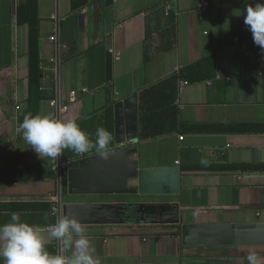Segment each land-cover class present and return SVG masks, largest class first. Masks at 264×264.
Here are the masks:
<instances>
[{"label": "crops", "instance_id": "1", "mask_svg": "<svg viewBox=\"0 0 264 264\" xmlns=\"http://www.w3.org/2000/svg\"><path fill=\"white\" fill-rule=\"evenodd\" d=\"M29 2L0 0V226L12 212L36 227L54 223L52 207L68 196V170L58 163L97 155L64 150L57 160L41 159L16 132L26 115L74 119L93 140L103 127L113 151L114 104L138 96L141 134V95L159 86L149 95L158 134L141 136L131 160L141 169L177 168L179 190L117 201L176 202L190 224L264 222V50L244 24L247 5L264 0H113L100 13L92 4L74 11L72 0H38L26 11ZM34 33L41 87L33 84ZM228 46L235 75L222 77L217 54ZM249 72L256 74L254 102L245 101L242 76ZM74 91L77 101L67 111L47 101L67 104ZM85 228L101 264H248L251 251L264 260V247H242L243 257L233 261L184 253L176 227ZM47 250L56 254L58 243Z\"/></svg>", "mask_w": 264, "mask_h": 264}, {"label": "water", "instance_id": "2", "mask_svg": "<svg viewBox=\"0 0 264 264\" xmlns=\"http://www.w3.org/2000/svg\"><path fill=\"white\" fill-rule=\"evenodd\" d=\"M217 60L220 76L235 75L232 46L223 48ZM242 79L245 101L254 102L256 74H243ZM114 110L118 148L111 151L107 160L97 154L68 164V196L60 201L59 217L70 214L84 226H181L180 238L186 248L264 247V222L190 224L182 221L183 212L176 202L117 201L131 195L173 196L179 190V173L177 168L141 169L131 160L141 137L138 96L116 102Z\"/></svg>", "mask_w": 264, "mask_h": 264}, {"label": "clouds", "instance_id": "3", "mask_svg": "<svg viewBox=\"0 0 264 264\" xmlns=\"http://www.w3.org/2000/svg\"><path fill=\"white\" fill-rule=\"evenodd\" d=\"M235 10L234 15H241ZM244 24L252 33L253 42L264 50V4H248ZM228 28V23L225 24ZM16 132L41 159L57 160L64 150L82 155L95 150L100 158H110L112 135L97 128L95 140L83 131L76 120L57 118L54 113H29ZM10 221L0 226V260L3 264H101V258L85 226L70 214L61 215L47 227H36L22 221V214L12 212ZM53 242L59 251L53 254L47 246ZM248 264H264L255 251L247 255Z\"/></svg>", "mask_w": 264, "mask_h": 264}, {"label": "trees", "instance_id": "4", "mask_svg": "<svg viewBox=\"0 0 264 264\" xmlns=\"http://www.w3.org/2000/svg\"><path fill=\"white\" fill-rule=\"evenodd\" d=\"M37 1L38 0H30V2L24 7V9L26 11L32 10V7L34 6V4H36ZM112 2L113 0H72L74 11H78L82 9L87 4H90V5L92 4L94 8L96 9V13H100L104 8L111 5ZM30 59L32 63L33 76H34L33 84L34 86L41 87L42 76H41V69H40L41 61L39 59V37H38V34L36 33H34L33 38H31ZM175 80H176L175 78L167 80L166 82L162 83V86L173 84ZM158 88L160 89V86L153 88L149 91H145L141 95V112H142L141 121L143 124L141 136L144 139L158 134V132L154 131L152 128V120L157 117L154 115L156 113L155 111L157 110V108L153 106L151 101L149 100V95L159 90ZM44 97H46V95ZM52 100H54V98L47 99L49 103H51ZM168 227H176V229H178V236H180L181 226H168ZM194 250L195 252L197 251V253H199L198 255L202 254V257H217L219 259H225L226 261H233V259L241 258L244 255V251L242 250V247L241 248H236V247L186 248L184 247L182 251L192 252ZM187 254L189 253H186V255Z\"/></svg>", "mask_w": 264, "mask_h": 264}, {"label": "built area", "instance_id": "5", "mask_svg": "<svg viewBox=\"0 0 264 264\" xmlns=\"http://www.w3.org/2000/svg\"><path fill=\"white\" fill-rule=\"evenodd\" d=\"M207 8V3H203L199 6V9H198V12L199 14H203L204 11L206 10ZM53 40H55V38H53ZM189 83L188 82H182L181 83V88L183 87H186ZM45 88H41V90H44ZM87 91L84 90V93H86ZM77 98H78V94L74 91V92H71V95H70V100L67 104H62L60 101H57V100H52L51 101V106L53 107H58L59 110L62 112V111H67L69 106L74 103L75 101H77ZM53 163H56V161H54ZM59 166L61 169H66L67 166H68V163H65V162H62L60 161L59 163ZM51 213L53 216H59V208L57 206H53L52 209H51Z\"/></svg>", "mask_w": 264, "mask_h": 264}, {"label": "rangeland", "instance_id": "6", "mask_svg": "<svg viewBox=\"0 0 264 264\" xmlns=\"http://www.w3.org/2000/svg\"><path fill=\"white\" fill-rule=\"evenodd\" d=\"M132 199V197L130 198ZM99 200H107V198H100ZM145 200V199H144ZM234 250V249H233Z\"/></svg>", "mask_w": 264, "mask_h": 264}, {"label": "flooded vegetation", "instance_id": "7", "mask_svg": "<svg viewBox=\"0 0 264 264\" xmlns=\"http://www.w3.org/2000/svg\"><path fill=\"white\" fill-rule=\"evenodd\" d=\"M139 227H143V226H139Z\"/></svg>", "mask_w": 264, "mask_h": 264}]
</instances>
